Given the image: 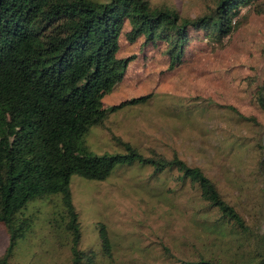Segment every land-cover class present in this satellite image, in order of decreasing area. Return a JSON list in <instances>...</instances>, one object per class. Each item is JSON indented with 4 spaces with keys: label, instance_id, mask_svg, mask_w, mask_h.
<instances>
[{
    "label": "trees",
    "instance_id": "1",
    "mask_svg": "<svg viewBox=\"0 0 264 264\" xmlns=\"http://www.w3.org/2000/svg\"><path fill=\"white\" fill-rule=\"evenodd\" d=\"M246 7L247 13L239 16ZM250 15L264 16V0H212L191 18L151 0H0V226L8 237L0 264H12L18 242L31 233L39 214L27 213L32 203L49 206L53 248L68 250V264H264V230L249 224L201 168L115 135L110 140L120 154L90 155L83 142L89 129L102 128L110 113H132L161 97L156 85L144 84L138 96L104 106L101 98L125 79L150 77L144 70L151 63L165 66L157 83L185 69L193 75L208 44L223 47V40ZM134 61L144 73L128 68ZM250 82L249 102L264 115V74L254 85ZM164 96L166 110L179 106L206 119L212 111H225L237 123L258 128L252 140L227 136L223 143L230 153L256 152V173L264 186V124L232 106ZM133 163L150 170L148 180L172 183L168 192L189 195L195 221L228 238L234 252L218 256L172 251L162 243L123 245V237L103 224L96 228V246L81 249L70 178L103 181L116 165ZM262 214L264 220V198Z\"/></svg>",
    "mask_w": 264,
    "mask_h": 264
},
{
    "label": "rangeland",
    "instance_id": "2",
    "mask_svg": "<svg viewBox=\"0 0 264 264\" xmlns=\"http://www.w3.org/2000/svg\"><path fill=\"white\" fill-rule=\"evenodd\" d=\"M107 3L108 0H92ZM168 4L183 17H194L211 5L212 0H151ZM248 7L241 8L243 16ZM204 42H207L204 39ZM220 48L212 44L199 54L193 75L187 70L166 75L157 83L165 66L149 64L144 72L150 77L127 78L120 87L101 98L110 106L140 94V87L149 84L161 94L152 105L134 112L110 113L103 127H91L83 137L90 155H115L122 151L113 145L110 135L134 145L155 149L167 157L176 154L190 166H198L213 178L221 194L249 224L264 230L262 202L264 186L256 173L257 154L244 149L227 150L223 139L238 136L252 140L258 128L237 123L225 111H212L211 117L189 115L179 106L164 108L165 94L175 97H197L205 104L232 106L243 116H253L264 124V115L251 106L247 85L264 74V16L250 15ZM133 72L142 74L138 61L129 64ZM143 72V73H144ZM140 80L142 83L135 86ZM201 101V102H202ZM217 116L213 118L212 116ZM213 119L214 121L210 120ZM150 170L138 164L116 165L103 181H90L78 176L70 178L72 202L78 212L81 228L80 248L97 244V226L105 225L122 244L134 242L142 246L162 243L174 250H197L206 254L229 256L235 246L228 238L221 239L196 222L191 212L189 195L177 197L168 192L170 182L148 180ZM38 210V219L26 239L18 242L12 264H68L67 249L54 251L48 231L49 206L32 203L27 213ZM258 221V224H256ZM112 235V236H113ZM7 233L0 226V256L7 244ZM151 262V260H149Z\"/></svg>",
    "mask_w": 264,
    "mask_h": 264
}]
</instances>
